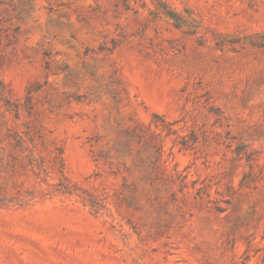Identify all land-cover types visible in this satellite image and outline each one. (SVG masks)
<instances>
[{
    "label": "rangeland",
    "instance_id": "rangeland-1",
    "mask_svg": "<svg viewBox=\"0 0 264 264\" xmlns=\"http://www.w3.org/2000/svg\"><path fill=\"white\" fill-rule=\"evenodd\" d=\"M0 264H264V0H0Z\"/></svg>",
    "mask_w": 264,
    "mask_h": 264
},
{
    "label": "trees",
    "instance_id": "trees-1",
    "mask_svg": "<svg viewBox=\"0 0 264 264\" xmlns=\"http://www.w3.org/2000/svg\"><path fill=\"white\" fill-rule=\"evenodd\" d=\"M237 153H239V152H237Z\"/></svg>",
    "mask_w": 264,
    "mask_h": 264
}]
</instances>
